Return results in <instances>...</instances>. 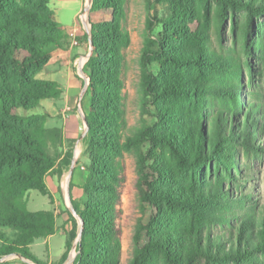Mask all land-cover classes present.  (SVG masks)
<instances>
[{
	"label": "trees",
	"instance_id": "1",
	"mask_svg": "<svg viewBox=\"0 0 264 264\" xmlns=\"http://www.w3.org/2000/svg\"><path fill=\"white\" fill-rule=\"evenodd\" d=\"M51 1L0 0V260L19 255L40 264L30 246L56 234V216L30 212L22 200L32 190L51 198L46 179L56 171L60 178L73 160V154L67 155L58 166L60 157L48 143L54 150L62 147L63 130L48 129L50 115L42 110V102L59 98L62 89L39 75L69 52L67 29L56 20ZM156 1L168 2L173 15L163 23L160 71L141 83L142 105L154 103L157 123L152 126L129 124L124 79L132 44L125 26L128 0H93L90 9L93 48L84 67L90 166L82 187L85 202L72 200L83 221L74 264L122 263L120 205L127 154L138 169L139 200L155 211L148 224L137 225L136 243L143 231L149 242L137 249L133 264L146 263L150 255L163 264H258L264 257V200L245 193L238 177L244 174L240 153L264 159V101L251 98L248 89L249 58L254 51L264 56V37L251 41L249 26L264 16V0H210L222 17L227 9L246 15L242 54L222 45L216 49L207 28L192 25L195 19L180 0ZM151 54L144 49L145 67ZM173 67L193 68L204 82L192 83ZM245 69L251 79L247 84ZM204 96L213 109L210 115L199 101ZM173 100L189 106L174 110L167 105ZM39 109L42 114L36 113ZM226 182L234 187L226 188ZM69 214L74 230L67 250L77 238V221ZM171 214L187 220L179 227L167 219ZM2 229L16 231V238L7 242Z\"/></svg>",
	"mask_w": 264,
	"mask_h": 264
},
{
	"label": "rangeland",
	"instance_id": "2",
	"mask_svg": "<svg viewBox=\"0 0 264 264\" xmlns=\"http://www.w3.org/2000/svg\"><path fill=\"white\" fill-rule=\"evenodd\" d=\"M180 2L183 10H188L190 16H193L192 19H195V23L192 25L197 26L198 22L207 28L213 46L216 49L222 48V45L225 50H236L238 53H243V30L247 27V17L244 13L233 14L230 9H227V11L223 13V18L219 5L210 0H180ZM87 7L88 0H52L50 3V8L55 12L56 20L67 29L66 41L69 44V50L73 48L78 51V49H80L79 53L83 54L81 56L79 54L74 55L75 57L73 56L71 68L64 70V67L67 66L65 63L68 53H61L50 63L45 72L39 75V78L42 80L57 82L62 89V94L59 98L42 102V110L50 115L46 127L48 129L57 128L63 130L64 141L62 147L54 150L48 143L51 149L50 151L53 155L60 157L61 161L58 163L59 167L62 166V159L66 158L67 155L71 156V154H73L74 158L72 161H75V164H71L70 167L65 169L63 175H61L58 185L59 191L57 185H55V182L51 179V176H54L57 171L52 172L50 177L46 179L52 195L51 198L43 196L35 190L25 195L22 204L25 205L30 212L54 211L56 206L52 202L57 200L60 202L63 201V199L71 208L69 201L71 187L72 198L76 199L75 202L78 205H82V203L85 202L81 184L83 185L85 183L90 160L85 151L87 133L84 119H86L90 99L89 96H87V90L84 92L85 86L87 85L85 81L86 73L84 70L79 73L77 63L82 58H86L85 60H87L89 57L88 50H91L90 41L87 43V37L88 40H90L89 38L91 35H88L85 26L88 22L90 29L91 25L89 19L90 12H85ZM83 15H86L84 25L81 22V17ZM172 15L171 7L168 2L160 3L156 0H128L127 22L125 26L131 33L132 44L126 51L127 72L124 79L126 83L125 95L130 126H139L141 125V121L150 126L157 123L153 108L154 103L147 101L145 105H142L143 93L141 91V83L144 76L148 77L149 75H153L157 77L160 71L157 53L160 51L159 43L163 41V23L166 19H170ZM233 25L234 30H232ZM249 27L251 29V41L257 37H260V39L264 37V16L259 20L254 18ZM72 35L75 38L72 37ZM220 37L222 38L221 42ZM74 39L79 43L78 46H73L72 41ZM176 42L179 43V40L176 39ZM185 44L186 43H184V45ZM187 47L188 49L190 48L189 45H187ZM146 48L149 49L150 52L152 51V54L149 58V63L145 67L142 55ZM249 60L252 63V81L250 86H248V89L251 91L250 97H260L264 101V56L254 51V55L251 56ZM172 70L185 77V79L190 80L192 83L202 84L204 82V77L200 78L193 68H189V70L186 71L178 69V67H173ZM64 76H66V78H64ZM249 77L245 69L246 84L251 80ZM68 89H70V93L64 95V91ZM70 95L73 97H70ZM207 99L208 96H204L203 99L199 98V101L206 115H210L213 109ZM167 105L174 110H179L181 108L185 109L189 106L188 102L184 103L177 100H173ZM42 110L39 109L36 113L42 114ZM242 155L243 154L240 153L244 174L238 177V181L241 183L240 185L245 193L252 195L254 199L264 200V159H247ZM125 161L127 164V183L123 190L122 202L120 205V223L123 229L121 264H133L132 261L137 249L143 248L149 242L147 232L143 231L140 243H136L135 233L137 225L139 222H142L144 225L148 224L155 216V211L150 205L142 203L139 200V191L137 188L139 173L134 157L127 154ZM230 187L234 186H229V182H226V188ZM76 218L78 219V217ZM167 219L169 222H177L179 227L187 220L185 216L177 214L168 215ZM2 231L5 233L7 242L16 238V231L11 229H2ZM79 242L80 240H78L77 237L73 243L71 242V248L67 250V236L60 233L51 240L50 244L47 245L44 241L40 240L32 244L30 249L33 256L44 264H48L51 261L55 264H74L78 254L77 247ZM1 245L0 243V246ZM65 253H67L65 258L59 261ZM2 257L3 259L8 257V259L3 262L4 264H29L22 261L19 255ZM257 263H264V257H260ZM144 264L163 263H161L157 255H150Z\"/></svg>",
	"mask_w": 264,
	"mask_h": 264
},
{
	"label": "crops",
	"instance_id": "3",
	"mask_svg": "<svg viewBox=\"0 0 264 264\" xmlns=\"http://www.w3.org/2000/svg\"><path fill=\"white\" fill-rule=\"evenodd\" d=\"M86 3V2H85ZM86 5V4H85ZM80 52V49H78V51H76L75 49H71V50H69V52H68V54H67V57H66V63H65V65H67L66 67H64V70H67V69H70L71 68V66H72V61H73V56L74 55H76V54H79L80 56L81 55H83L82 53L80 54L79 53ZM90 53H91V50L89 49L88 50V54L90 55ZM75 57V56H74ZM89 59H87L86 60V63H87V61H88ZM64 78H66V76H64ZM61 79V78H60ZM74 88H76V87H74ZM69 90V91H68ZM68 90H66V91H64V95H67L68 93H70V89H68ZM74 90H76V89H74ZM72 92V91H71ZM72 95H74V94H72ZM72 95H70V97H73ZM74 158V157H73ZM73 162H75V161H72V164H73ZM83 169H85V168H83ZM64 173V172H63ZM74 173V172H73ZM73 176H74V174H73ZM50 177V176H49ZM48 177V178H49ZM87 178V177H86ZM51 179L55 182V185H57V189H58V191H59V187H58V185H59V180H60V178L58 177V176H51ZM48 185V184H47ZM84 185V184H83ZM83 185L81 184V186L83 187ZM49 188V187H48ZM56 189V190H57ZM49 190H50V188H49ZM53 192V191H52ZM51 193V192H50ZM71 194V195H70ZM70 194H69V201H70V204H71V208H70V206L69 205H67V203L65 202V200L63 199V201H60V202H58V200L57 201H51L55 206H56V208H55V210L54 211H47V212H53L54 214H55V216H56V222H57V231H56V234H54L53 236H50V237H48V238H46V239H39V240H36L35 242H37V241H40V240H42V241H44V243H46L47 245L48 244H50V242H51V240L53 239V238H55L56 236H57V234H65L66 236H67V243H68V241H69V239H70V236H71V234H72V232H73V230H74V222H73V220L71 219V217H70V214H69V211L72 213V215L74 216V214H73V212H72V200H76V199H74V198H72V187L70 188ZM62 206H63V209H62ZM75 217V216H74ZM75 219H76V221H77V237L79 236V233H80V221L75 217ZM34 242V243H35ZM33 243V244H34ZM31 247V246H30ZM30 252H31V249H30ZM32 254V253H31ZM66 254V253H65ZM64 254V255H65ZM33 255V254H32ZM64 255L60 258V260L59 261H61L62 259H63V257H64ZM35 257V256H34ZM36 258V257H35ZM37 259V258H36ZM38 260V259H37ZM39 261V260H38ZM39 263L40 264H44V263H42V262H40L39 261ZM48 264H55V263H53V261H51L50 263H48ZM58 264H61V263H58Z\"/></svg>",
	"mask_w": 264,
	"mask_h": 264
},
{
	"label": "water",
	"instance_id": "4",
	"mask_svg": "<svg viewBox=\"0 0 264 264\" xmlns=\"http://www.w3.org/2000/svg\"><path fill=\"white\" fill-rule=\"evenodd\" d=\"M92 3H93V0H88V7L86 8V11L85 12H87V13H89L90 12V9H91V6H92ZM85 26H86V29H87V33H88V35H91V25H90V29H89V25H88V22L85 24ZM90 40V48H91V53H90V55H89V57H88V59L90 58V56H91V54H92V48H93V44H92V41H91V36H90V38H89ZM84 74V73H83ZM88 78V77H87ZM88 80H89V78H88ZM88 83H87V85L85 86V89H84V92L88 89ZM84 122H85V126H86V133H87V131H88V123H87V121H86V119H84ZM73 164H75V162L73 163ZM72 212H73V214L76 216V217H78L77 215H76V213L74 212V210L72 209ZM78 219L80 220V233H79V236H78V240H81V237H82V230H83V221L78 217ZM4 262V259H2V260H0V263H3Z\"/></svg>",
	"mask_w": 264,
	"mask_h": 264
},
{
	"label": "built area",
	"instance_id": "5",
	"mask_svg": "<svg viewBox=\"0 0 264 264\" xmlns=\"http://www.w3.org/2000/svg\"><path fill=\"white\" fill-rule=\"evenodd\" d=\"M86 15H83L82 17H81V22H82V24L84 25L85 24V21H86V17H85ZM74 37V36H73ZM75 38V37H74ZM79 45V43L77 42V41H75V39L73 40V46H78ZM86 58H82L81 60H79L78 61V63H77V66H78V71H79V73H81L83 70H84V65H85V62H86V60H85ZM85 60V61H84ZM85 78H86V75H85ZM8 259V257L7 258H4V262L6 261ZM22 259V261H24L25 263H29V264H35L34 262H32V261H30V260H27V259H24V258H21Z\"/></svg>",
	"mask_w": 264,
	"mask_h": 264
},
{
	"label": "bare ground",
	"instance_id": "6",
	"mask_svg": "<svg viewBox=\"0 0 264 264\" xmlns=\"http://www.w3.org/2000/svg\"><path fill=\"white\" fill-rule=\"evenodd\" d=\"M72 37H73V35H72ZM73 42V41H72ZM85 81H86V83H88V78H87V76H86V78H85Z\"/></svg>",
	"mask_w": 264,
	"mask_h": 264
}]
</instances>
